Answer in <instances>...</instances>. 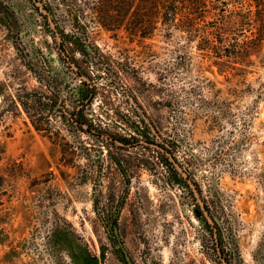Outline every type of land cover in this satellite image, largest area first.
Returning <instances> with one entry per match:
<instances>
[{"label": "rangeland", "instance_id": "1", "mask_svg": "<svg viewBox=\"0 0 264 264\" xmlns=\"http://www.w3.org/2000/svg\"><path fill=\"white\" fill-rule=\"evenodd\" d=\"M128 2L0 0V264H264V59Z\"/></svg>", "mask_w": 264, "mask_h": 264}, {"label": "trees", "instance_id": "2", "mask_svg": "<svg viewBox=\"0 0 264 264\" xmlns=\"http://www.w3.org/2000/svg\"><path fill=\"white\" fill-rule=\"evenodd\" d=\"M115 1L117 5L121 4L118 8L124 12L129 11L128 0ZM164 6L168 15L161 22L176 26L182 19L187 23V31L194 37L199 35L198 26L194 27L195 21L201 19L204 22L200 46L210 51L213 63L220 72L227 71L232 76L242 75L254 65V56L264 59V53L260 55L264 43V0H166ZM182 12L187 15L184 17L182 14L179 18L178 13ZM154 19H150V23L156 24L158 20ZM124 20L122 18L121 21ZM137 26L135 20L131 27ZM261 63L264 64V60ZM81 111L75 110L72 113V123L89 134L104 136L93 130L91 124H86L87 128L83 127L86 119L82 117Z\"/></svg>", "mask_w": 264, "mask_h": 264}, {"label": "flooded vegetation", "instance_id": "3", "mask_svg": "<svg viewBox=\"0 0 264 264\" xmlns=\"http://www.w3.org/2000/svg\"><path fill=\"white\" fill-rule=\"evenodd\" d=\"M63 52H65V50H63ZM69 56V55H68ZM70 57V56H69ZM69 60H71V58H69ZM81 82H83V83H85V84H87L84 80H80ZM90 89V88H89ZM91 95H92V89H90L89 91H88V93L86 94V97L88 98V99H90V97H91ZM199 206V208L201 209V211H202V213H203V209L201 208V206H200V204L198 205ZM207 212H208V214H209V216L211 217V221L210 220H208L206 217H205V215H204V217L206 218V223H207V225L208 226H210V227H212V232H213V227L214 228H216V229H219L220 228V225H219V223H218V221L214 218V216L211 214V212L208 210V208H207V210H206ZM213 223V224H212ZM214 225V226H213ZM214 240H215V248H216V251H217V254H218V256H220V258H222L223 260H225V261H228L227 260V258L224 256V253H223V250H222V248H221V243H222V241H223V237L221 236V235H216V237L214 238Z\"/></svg>", "mask_w": 264, "mask_h": 264}, {"label": "water", "instance_id": "4", "mask_svg": "<svg viewBox=\"0 0 264 264\" xmlns=\"http://www.w3.org/2000/svg\"><path fill=\"white\" fill-rule=\"evenodd\" d=\"M39 6H40V8H41V12L43 13V14H46V10L44 9V8H42V6L39 4ZM47 15V14H46ZM48 16V15H47ZM48 18V17H47ZM48 20H49V22H50V19L48 18ZM83 127L84 128H87V125L86 124H84L83 125ZM102 138H104V139H110V140H112V138L111 137H109V136H101ZM117 144H119V145H127V144H125L124 142H122V141H120V140H114ZM178 169L180 168V167H177ZM180 170V169H179ZM182 172V171H181ZM182 174H183V176H186V174L184 173V172H182ZM188 182H189V184L190 185H192L191 183H190V181L188 180ZM194 192H195V196L197 197V192L194 190ZM197 200H198V202H199V204H200V206H201V208L203 209V214L205 215V217L208 219V220H210L211 221V217L209 216V214H208V212L203 208V205H202V202L199 200V198L197 197ZM126 260H127V264H134L131 260H130V258L128 257V256H126Z\"/></svg>", "mask_w": 264, "mask_h": 264}]
</instances>
